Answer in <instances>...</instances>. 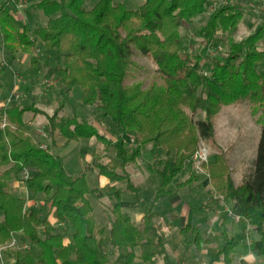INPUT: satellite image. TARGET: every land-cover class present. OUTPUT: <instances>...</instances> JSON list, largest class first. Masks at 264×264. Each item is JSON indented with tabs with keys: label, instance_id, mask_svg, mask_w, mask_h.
<instances>
[{
	"label": "trees",
	"instance_id": "16d2710c",
	"mask_svg": "<svg viewBox=\"0 0 264 264\" xmlns=\"http://www.w3.org/2000/svg\"><path fill=\"white\" fill-rule=\"evenodd\" d=\"M14 1L0 2V41L10 62L19 53L26 55L34 75L46 68L45 77H54L65 93L79 86L81 105L95 109L91 118H80L75 109L69 115L63 98L53 114H45L47 136H38L24 119L27 112L33 119L42 113L37 97L30 105H22L19 98L7 102L12 93L24 95L23 89L28 96L31 88L15 83L5 96L0 84V244L18 234V242L30 246L6 251L15 264H133L136 259L184 264L183 256L173 258L168 252L174 227L159 220L154 208L174 191L171 184L186 185L176 180L186 173L200 140L216 146L215 120L221 109L244 101L253 116L260 113L256 120L261 122L251 171L235 186L224 154L215 155L208 171L216 193L259 236L251 248L264 258V54L259 52V46L264 49V25L238 42L235 34L244 7L230 0L218 6L211 0H145L136 9H129L126 1L98 0L88 9L84 0H38L32 7L47 21L31 27L16 13ZM207 13L208 20L198 22ZM221 42L228 44L225 52L213 54L222 49ZM36 51L41 54L35 56ZM135 52L156 66L157 78L147 87L135 80L142 68ZM3 72L0 57V77ZM125 136L133 140L131 145ZM92 137L103 145V153H113L107 160L96 153L90 167L108 180L103 188H91L85 173H70L54 151L58 141L66 145ZM149 146L159 156L153 164L161 182L150 212L135 222L123 211L121 199L133 192L143 202L128 168L138 164ZM123 180L127 185L116 188ZM12 182L22 183L29 197L10 191ZM88 196L110 199L107 244L119 251L115 259L105 249V228ZM29 200L34 204L27 206ZM179 234L187 244L203 239L189 225ZM236 245L235 239L225 238L213 257L224 254L230 262Z\"/></svg>",
	"mask_w": 264,
	"mask_h": 264
},
{
	"label": "rangeland",
	"instance_id": "374dc122",
	"mask_svg": "<svg viewBox=\"0 0 264 264\" xmlns=\"http://www.w3.org/2000/svg\"><path fill=\"white\" fill-rule=\"evenodd\" d=\"M3 1V0H2ZM17 1L21 2L23 7H20L18 12H22L24 14V22H29L27 17L28 15H32L33 21L29 22V26H34L38 24H45L47 18L41 13H35V8L32 7L33 4H37L38 0H15L13 3ZM98 0H84V6L86 8H91ZM117 1H126L127 7L129 9H136L140 5L143 4L145 0H114ZM212 4L218 6L220 3L226 2L227 0H211ZM243 3H249L250 1L254 4L248 5V9L244 15V18L238 25V30L235 34V39L240 42V40L245 39L247 35L254 33L259 27L264 24V10L262 9V5L264 0H240ZM224 4V3H223ZM29 7V11L24 12L25 9ZM247 9V8H246ZM259 12L260 16L253 17L252 12ZM21 13V14H22ZM209 14H203L198 19H201V22H206L208 20ZM187 26V24H186ZM187 27H185V30ZM182 30L183 33L187 34V31ZM220 46L222 49H214V54L224 53L228 44L226 42H221ZM263 46H259V52L263 55ZM7 52V51H6ZM5 50L1 47L0 41V57L3 62L4 72L0 77V84L3 87V93L5 96H8L10 86L14 83H18L23 87H30V94L25 96L21 91H17L18 93H12L7 99H15L19 98L22 105H30L32 102L33 96L37 97V108L42 110V113H39L31 126L29 127L31 131L39 136L40 132L46 130L47 136V125H46V116L45 114H53L54 110L58 108L60 104V99H65V108L64 113L72 114L74 109L76 110V114L80 118H91L94 112V107L88 106L83 107L80 103V99L82 97V89L79 86H76L71 92L65 93L64 90H60L58 87L57 80L52 78H46L45 74L47 72L46 68L41 69L36 75H34L29 68L28 57L22 53H19L16 58L10 62L11 57L10 53H6ZM41 52L36 51L34 53L35 56H39ZM24 58V61H21ZM134 60L139 63L142 67L137 72L135 80L140 81L147 87L150 81L157 78L156 74V66L152 63V61L140 55L139 53H134ZM264 68V66H262ZM160 82L159 79H157ZM19 86V85H18ZM7 100V102H9ZM20 103V102H19ZM33 115L32 112H27L25 114V119H29ZM202 113L200 112L199 116ZM258 115L260 113L258 112ZM253 116L251 105L248 101H244L242 103L230 104L225 106L219 112L215 120V137H216V146L212 147L207 145L204 141L199 142L198 149H202L204 154H206L207 159L202 160L201 169L194 168V160L195 154L192 158L187 162V170L184 176L179 177L177 180L183 178V182H186V185L192 186L188 191V195L186 199L192 201L197 199L199 201L200 206L201 202H203L202 206L212 203L210 206L222 204L226 208L230 207L228 202L226 201L224 195L217 194L215 188L213 186L211 175L208 171L211 160L215 157L216 154H224L227 164L229 166V176L235 181H240L245 174H248L251 171L253 166V161L256 157V151L259 143V138L261 134V122H257V117ZM264 121V119L262 120ZM99 125V123H96ZM101 128V126L99 125ZM29 129V130H30ZM102 132L103 129L101 128ZM45 136V137H46ZM125 141L130 145L133 140L129 142V138L124 137ZM60 142L58 147L54 149V151L60 155L64 160L65 168L70 171L75 176L81 175L85 173L88 184L91 188H103L106 184V179L97 174L95 170H92L90 167L93 166V160L95 158L96 153H103L102 148L103 145L98 143L96 137H92L89 139H80L78 141H72L67 143L66 145H62V141ZM105 158L103 160H107L113 157L112 152L103 153ZM155 157L153 153V148L151 146L147 147L142 155L141 160L135 166H129L128 172L131 176V179L136 184L137 188L140 189L139 197H141L143 202H139L138 197L133 192H125L122 194V209L124 212L130 214L132 219L135 222H140L141 217L150 212V209L153 205L154 197L157 192V188L160 185L161 177L159 176L157 170H155L157 164H153L155 161ZM205 157V158H206ZM198 160V159H197ZM148 164L152 165V169H148ZM198 176V178H197ZM176 180V181H177ZM205 183V185H203ZM234 183V181H233ZM239 184H241L239 182ZM238 184V185H239ZM127 185V181L123 180L121 182H117L115 184L116 188H123ZM203 185V186H202ZM235 186H238L234 183ZM15 187L14 182L10 185V191L18 193L19 195H23L18 191L22 188V191L25 193V186L19 184ZM15 189V190H14ZM208 191V192H207ZM210 194V200L208 199ZM208 193V195L206 194ZM27 194V193H26ZM90 199V204L93 207V212L98 221L104 226L105 231L102 234V241L104 243L105 249L110 251L112 259H115L118 255L119 251L115 248L109 246L108 238H109V214H110V199L108 196H104L100 199L92 198L88 196ZM209 201H208V200ZM207 200V201H205ZM208 204V205H209ZM85 214L89 213V210L86 206H81ZM159 208V207H157ZM45 209L48 210V205H45ZM156 210V207L154 209ZM164 217V216H163ZM227 217H229L227 215ZM230 218V217H229ZM231 219V218H230ZM205 232V230H204ZM207 233V232H205ZM174 234V232H173ZM255 238L257 239L259 236L254 233ZM68 237L66 238V242L68 241ZM243 246V242L240 243ZM178 247V243L175 241L171 243L168 247V252L173 254L175 249ZM258 263L264 264V258L261 256H257ZM5 259V256H4ZM113 264V263H112ZM133 264H143L139 259H136Z\"/></svg>",
	"mask_w": 264,
	"mask_h": 264
},
{
	"label": "crops",
	"instance_id": "0c3cea01",
	"mask_svg": "<svg viewBox=\"0 0 264 264\" xmlns=\"http://www.w3.org/2000/svg\"><path fill=\"white\" fill-rule=\"evenodd\" d=\"M4 1L6 0L3 1L0 0V2H4ZM230 1L239 3L241 6L244 7L243 18L245 13L248 12L247 10L250 9L248 8V5L252 6V4H254L251 1L247 4L243 3L240 0H230ZM29 7L30 6H28L24 12L27 13ZM262 9L264 10V3L262 5ZM34 11L35 13L38 14L41 13L39 10H34ZM253 11L254 12H252L251 14L253 15V17L260 16L259 12H255V10ZM16 13L18 14V16L24 19V14L22 12H21L22 14L18 11ZM27 17L29 19V22L33 21L32 15H28L27 13ZM198 22H201V19H199ZM21 61H24V58ZM13 85H15V83ZM12 86H10V89L12 88ZM61 100L62 99H60V101ZM32 116L29 119H25L24 116L28 130L30 129L29 127L36 118L35 117L33 119ZM29 131H31V129ZM130 141L131 138H129V142ZM147 167L148 169H150L149 164ZM106 181L108 182L107 179ZM233 181L236 185H238L239 182L242 183L243 178L240 181H235V180ZM181 182H183V178L177 180V183H181ZM14 184L15 187L18 188L17 186H19V184L22 183L14 182ZM203 185H205V183H203ZM191 187L192 186L190 185L176 186L175 184H171L169 189L172 190L174 189V191H169L168 193L164 194L160 198L157 205L155 206L157 210L155 212L158 215V219L161 220L164 224L172 225L174 227L172 231L173 240L169 243V245L176 241L178 243V247L175 249L173 254L170 253L169 254L173 258L178 255L183 256L185 261L184 264H259L257 255L252 251L251 248V242L253 240H256V238L254 236V233L249 231L250 226L248 225V223L246 221H239V222L234 221L229 217H227L225 206L219 204L218 202H215L217 203V205L214 206H210L212 203H214L213 201H211L210 204L208 203L209 205L207 204L205 206H202L204 202L202 201L200 206L199 201H196L197 199L192 201L186 199L189 193L188 191L191 189ZM15 191L22 193L23 195H20L21 197H24L26 199L29 197V193L27 189L25 193L22 191V188L19 191L18 189H16ZM206 194L208 195V193ZM210 194L211 193L209 192V196H208L209 200H210L209 198ZM33 204H34V200L33 201L29 200L27 202V206H31ZM142 218L143 216L141 217V219ZM51 219L52 222H55V219L53 217ZM188 225L198 229V232L201 234L203 238L202 241H200V243L195 242V243L187 244L184 242V239L182 235L179 234V231ZM204 230L207 233H205ZM16 237L18 238L19 235L17 234ZM188 238L189 240L192 239V233H190ZM225 238H233L237 242V245L233 251V259L230 262H226L224 260L226 258L224 254L220 255L219 258L213 257L215 253L219 252L222 249L225 242ZM68 242L69 239L66 243ZM241 242H243V246L240 245ZM5 264H15V260L13 258H10L7 253H5Z\"/></svg>",
	"mask_w": 264,
	"mask_h": 264
},
{
	"label": "built area",
	"instance_id": "2783aa9c",
	"mask_svg": "<svg viewBox=\"0 0 264 264\" xmlns=\"http://www.w3.org/2000/svg\"><path fill=\"white\" fill-rule=\"evenodd\" d=\"M16 6L18 11L20 10V7H23L25 5H23L21 2L17 1L16 2ZM218 49H221V47H219ZM213 54L215 53L214 50L211 51ZM11 99H9L8 101H10ZM41 136L45 137L46 136V132L42 131L40 132ZM43 147H46L45 143H42ZM202 149L204 148H200L199 150H197L196 154H195V160H194V168L196 169H201V162L202 160H206V154H204V152L202 151ZM206 157V158H205ZM198 159V160H197ZM28 172L26 171V176H28ZM226 213L227 215L234 221H246L248 223V221L242 217L241 215L237 214L234 212V210L231 207L226 208ZM249 225V224H248ZM30 246L28 243H19L18 239L16 237H13L10 241H7L3 244H0V264H5V259H4V254L6 253V251L10 248H21V249H28Z\"/></svg>",
	"mask_w": 264,
	"mask_h": 264
}]
</instances>
